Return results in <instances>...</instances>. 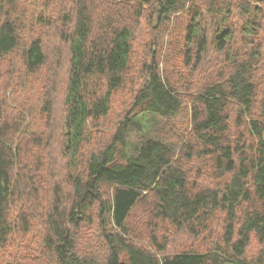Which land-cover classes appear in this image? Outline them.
I'll list each match as a JSON object with an SVG mask.
<instances>
[{
	"label": "trees",
	"instance_id": "trees-1",
	"mask_svg": "<svg viewBox=\"0 0 264 264\" xmlns=\"http://www.w3.org/2000/svg\"><path fill=\"white\" fill-rule=\"evenodd\" d=\"M0 264H264V0H0Z\"/></svg>",
	"mask_w": 264,
	"mask_h": 264
},
{
	"label": "rangeland",
	"instance_id": "rangeland-1",
	"mask_svg": "<svg viewBox=\"0 0 264 264\" xmlns=\"http://www.w3.org/2000/svg\"><path fill=\"white\" fill-rule=\"evenodd\" d=\"M18 98H19V99L17 100L18 102L21 100L22 103H25L27 106H29V103H30V101L28 100L29 96H23V95H20V97H18ZM112 117H113V118H110V121H109L108 123H106L105 127H109V125L112 124L115 115H113ZM139 213H141V209H140V208H139V209H138V208L135 209V210H134V213H133V215H132V217H134L135 215L137 216ZM132 217H131V219H130V222L133 221V218H132ZM95 223H96V221H95ZM129 225H130V224H129ZM94 226H95V225H94ZM36 228H37V226H35V229H36ZM86 228H87V227H86ZM100 235H101V234H100V231H98L97 228H96V230H94V232L89 231L88 229L86 230V237H87L88 239H90L91 242H94V241H98V242H99L100 237H101ZM137 240L140 241V242H142V244H144V245H147V244H148V242L146 241L145 238L137 237Z\"/></svg>",
	"mask_w": 264,
	"mask_h": 264
}]
</instances>
